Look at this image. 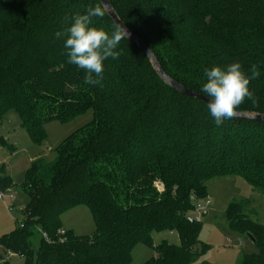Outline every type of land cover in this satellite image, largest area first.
<instances>
[{"label": "trees", "instance_id": "trees-1", "mask_svg": "<svg viewBox=\"0 0 264 264\" xmlns=\"http://www.w3.org/2000/svg\"><path fill=\"white\" fill-rule=\"evenodd\" d=\"M109 2L168 76L203 95L205 70L239 62L250 75L256 66L260 75L249 88L258 103L246 100L238 111L264 114V0ZM98 3L0 0V121L15 110L41 145L45 123L93 114L55 147L52 160L37 158L27 169L23 219L0 237V248L24 264H129L136 244L154 247L152 232L169 230L179 244L161 242L142 264H205L201 222L186 216L215 176H238L264 192V120L236 117L217 126L206 103L166 84L127 38L117 46L119 59L104 61L101 83L85 84V70L67 62L65 39L55 33ZM114 24L107 13L95 18L109 33ZM12 185L0 175V188ZM245 199L230 202L224 219L253 238L256 252L238 264H264V223L251 218ZM80 205L91 213L92 234L62 226L61 215ZM7 263L1 253L0 264Z\"/></svg>", "mask_w": 264, "mask_h": 264}, {"label": "rangeland", "instance_id": "rangeland-1", "mask_svg": "<svg viewBox=\"0 0 264 264\" xmlns=\"http://www.w3.org/2000/svg\"><path fill=\"white\" fill-rule=\"evenodd\" d=\"M92 118V111L88 110L68 122H47L44 125L46 139L41 145H37L22 128L19 114L15 110H9L3 115L0 121V137L4 141L0 143V175L7 173L13 185L8 189L0 188V192H5V198L0 199V237L19 227L23 219V209L28 203V196L22 184L32 162L37 158L52 160L55 147L69 134L89 123ZM7 145H11V148ZM206 189L207 198L211 203L207 207V214L201 220L198 241L199 245L206 244L208 248L199 257V262L238 264L242 254L255 253L256 248L247 236L229 229L224 213L230 202L246 198L245 200L249 201L247 212L251 218L264 223V192L254 190L242 178L233 175H220L209 179ZM8 206H11V210H8ZM61 221L64 228L73 230L75 234H92L95 230L91 213L84 205L76 206L62 214ZM163 241L175 245L180 242L176 231L152 232L154 247ZM154 247L143 243L136 244L131 252L129 264H142L155 257L157 254ZM1 253L7 257V253H3L0 248ZM7 259V264H24L23 257L17 254L8 256Z\"/></svg>", "mask_w": 264, "mask_h": 264}, {"label": "clouds", "instance_id": "clouds-1", "mask_svg": "<svg viewBox=\"0 0 264 264\" xmlns=\"http://www.w3.org/2000/svg\"><path fill=\"white\" fill-rule=\"evenodd\" d=\"M109 13V0H101L94 6H89L83 14L73 16L71 26L65 31H57V40L64 38L67 49L68 63L85 70L84 83L98 85L103 79L104 61L108 58L119 59L117 46L130 35L121 24H114V31L109 33L103 27L95 26V18H103ZM250 75L245 72L239 62L229 64L226 69L213 66L205 70V81L202 92L208 98L207 107L217 126L225 120L238 116V109L246 100L257 105L254 93L249 85L259 77L256 66H252Z\"/></svg>", "mask_w": 264, "mask_h": 264}, {"label": "water", "instance_id": "water-1", "mask_svg": "<svg viewBox=\"0 0 264 264\" xmlns=\"http://www.w3.org/2000/svg\"><path fill=\"white\" fill-rule=\"evenodd\" d=\"M100 2H101V0H100ZM109 12H110V14L109 13H107V14L113 20L114 23H121L125 27L124 23L118 17V15L116 14V12L113 9V7H112L110 2H109ZM128 33L130 35L127 37V39H129L131 41H134L140 47V49L150 59V61L152 63V66L154 67V69L157 71V73L159 74L161 79L166 84L170 85L171 87H173L174 89H176L177 91H179L180 93H182L184 95L196 98V99L201 100V101H203L204 103L207 104L208 98L205 95H203V94H201V93H199V92H197L195 90H192V89L186 87L185 85L175 81L170 76H168L164 72V70L161 68L157 58L155 57L153 52L150 50V48L145 44V42L142 39L138 38L136 35H134L131 31L128 30ZM238 113L239 114H238L237 118H250V119L264 120V114H252V113H246V112H240V111H238ZM247 237L249 239H252V241H253V238H252L251 235H247Z\"/></svg>", "mask_w": 264, "mask_h": 264}, {"label": "built area", "instance_id": "built-area-1", "mask_svg": "<svg viewBox=\"0 0 264 264\" xmlns=\"http://www.w3.org/2000/svg\"><path fill=\"white\" fill-rule=\"evenodd\" d=\"M4 193L5 192H0V199L5 198ZM10 198L12 199L13 196L11 195ZM210 203L211 201L207 197L197 202L194 209L189 214H187L186 219L189 222H201L202 218L207 214V207L210 205ZM8 210H11V206H8ZM61 233H63V231H61ZM227 240L229 239L227 238ZM241 243H243V241ZM12 255L13 253H7V257Z\"/></svg>", "mask_w": 264, "mask_h": 264}, {"label": "crops", "instance_id": "crops-1", "mask_svg": "<svg viewBox=\"0 0 264 264\" xmlns=\"http://www.w3.org/2000/svg\"><path fill=\"white\" fill-rule=\"evenodd\" d=\"M64 228V227H63ZM64 229H67V230H69V228H64ZM71 230V229H70Z\"/></svg>", "mask_w": 264, "mask_h": 264}]
</instances>
